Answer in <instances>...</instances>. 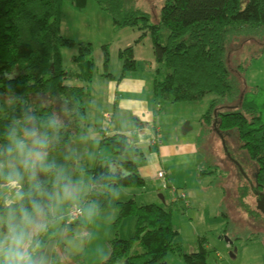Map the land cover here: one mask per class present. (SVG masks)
<instances>
[{"label":"trees","instance_id":"16d2710c","mask_svg":"<svg viewBox=\"0 0 264 264\" xmlns=\"http://www.w3.org/2000/svg\"><path fill=\"white\" fill-rule=\"evenodd\" d=\"M94 1L111 16L115 27L132 26L139 30L135 42L149 33L155 63L152 93L156 100L197 102L213 94L199 117L197 142L213 130L222 134L227 148L225 154L230 155L226 156L239 171L233 159L236 160L245 173L239 171L246 183L238 186V204L248 213L260 214L258 209L249 208L244 197L253 193L252 185L264 190V93L258 86L243 85L237 70L242 65L232 70L226 53L229 42L238 36L264 35V0H163L155 22H150L146 11L128 6L124 0ZM61 2L0 0V95L16 99L11 108L0 112V146L6 148L10 128L14 123L22 124L26 113L36 117L41 132H50L46 128L49 118L59 119L58 139L49 148L48 156L66 145L85 121L83 101L88 93L86 83L93 74L92 47L90 42L76 41L60 33ZM72 2L78 8L85 4V0ZM72 45L77 46L72 61L79 67L78 71L67 70L61 61V47ZM103 50L106 64L105 45ZM118 55L122 63L119 77H123L125 72L135 69L133 45L120 49ZM103 75L111 76L107 72ZM70 77L85 84L66 83ZM230 137L234 138L233 147L228 144ZM100 142L110 144L113 154H121L128 144L123 133L102 137ZM114 162L125 173L112 169ZM215 168L205 171L197 167L198 176ZM87 170L91 177L87 196L96 198L100 206L107 200L106 193H99L102 186L142 187L145 184L144 176L131 159H97ZM53 178V173L39 176L51 192ZM0 182L7 181L0 179ZM22 187L27 203L31 199L27 174ZM174 196L166 205L137 203L133 198L117 201L114 225L132 215L136 218L135 231L128 239L116 234L110 238L107 257L96 264H134V257L139 255L144 256L142 264H149L173 250L177 230L171 223V210L187 205L185 197ZM0 211L6 215V206H1ZM50 218L51 212L47 221ZM63 223L70 229V223L65 219ZM135 241L141 251L130 254ZM206 256L207 249L202 242L197 251L183 254L189 264H205ZM50 264H60L56 255ZM77 264L85 263L80 260Z\"/></svg>","mask_w":264,"mask_h":264},{"label":"rangeland","instance_id":"374dc122","mask_svg":"<svg viewBox=\"0 0 264 264\" xmlns=\"http://www.w3.org/2000/svg\"><path fill=\"white\" fill-rule=\"evenodd\" d=\"M162 2L163 0H124L126 5L146 11L150 22L157 21ZM123 27H115L111 16L98 8L94 0H85L83 8L75 6L72 0L61 2L60 33L76 41L90 42L94 63L92 78L95 79V85L96 78L101 77V73L120 72L122 63L118 55L119 47H124L126 41L137 43L133 42V38L127 33L132 27ZM150 38L147 33L146 38H142L137 45L139 55L143 59L136 61L137 71H140L138 67L142 61L153 63ZM103 45L108 51L106 64ZM76 53V45L61 47L62 65L67 70L78 71L79 67L72 61V55ZM226 58L232 70L242 65L241 69L237 67V70L245 87L258 86L264 93V35H243L231 40L227 46ZM142 73L151 78V84L145 88V93L151 94L153 73ZM66 83L85 84V81L70 77ZM86 85L91 91L93 85L89 82ZM100 92L101 90L93 88V105L89 103V96L84 99L87 112L85 119L87 121V118H90L93 123L99 118L102 127L110 129V123L102 113H112L113 106L109 103L103 105ZM212 97L213 94H207L197 102L176 103L158 99L155 109V121L162 127L163 146H175L178 150L197 143V167L208 171L216 166L211 173L202 175L201 178L195 175V179L191 176L196 163L173 164L167 167L168 176L158 177L156 173L153 175L150 169L146 170L145 163L140 160L141 157L129 138L126 149L121 154H113L110 144L101 143L82 126L85 121L66 145L48 156V160L52 161L57 169L84 188L77 200L50 202L52 207L51 218L47 221L48 227L51 226L55 231L62 226L55 236L59 246L55 255L60 264H77L80 260L85 264L99 263L107 257L108 240L115 234L123 239L133 236L135 216H125L114 225L118 213L117 201L133 198L137 203L155 202L166 205L172 196L183 191L187 193L190 203L184 208H173L170 215L171 223L177 230L173 241L174 249L168 251L161 260L149 264H189L184 260L183 254L197 251L200 242L207 249L205 264H264V215L248 213L237 201L238 186L246 183L245 179L239 175L237 167L226 156L216 131L209 132L197 142L199 117L207 109ZM15 100L14 97L0 95V112L11 108ZM94 110L96 115L92 117ZM182 119L184 123L190 122L189 125L192 126L185 132L180 124H184ZM228 144L233 147L234 138L230 137ZM113 156L137 161L145 184L142 187L102 186L99 193H106L107 200L104 206H100L96 198L87 196L91 186L87 169L93 167L97 159L107 161ZM249 175L251 177V174ZM57 190L53 178L52 192ZM159 194L163 196V200ZM244 201L249 208H256L253 193L247 194ZM77 206L81 207V214L78 218L70 217L67 214L69 209ZM63 219L70 223V229L63 223ZM140 251L141 247L135 241L129 253ZM143 259L144 256L139 255L134 257L133 262L142 264Z\"/></svg>","mask_w":264,"mask_h":264},{"label":"clouds","instance_id":"9594fccd","mask_svg":"<svg viewBox=\"0 0 264 264\" xmlns=\"http://www.w3.org/2000/svg\"><path fill=\"white\" fill-rule=\"evenodd\" d=\"M61 124L56 116L49 118L41 132L34 115L25 114L22 124L14 123L8 132L6 148L0 146V179L13 199L6 205V215L0 216V264H48L41 249L39 235L47 231V219L52 204L77 200L84 188L72 181L53 163L48 162V150L58 139ZM40 173H53L56 192L49 191ZM24 174L30 181L28 196L22 187ZM91 213V209H89Z\"/></svg>","mask_w":264,"mask_h":264},{"label":"crops","instance_id":"0c3cea01","mask_svg":"<svg viewBox=\"0 0 264 264\" xmlns=\"http://www.w3.org/2000/svg\"><path fill=\"white\" fill-rule=\"evenodd\" d=\"M127 33L131 35L133 42H135V39L140 34V31L135 27H132V30H128ZM146 35L143 37V39L146 38ZM141 41L142 39L137 43H133L135 69H133L131 72L127 71L123 77H119L121 73L120 67L119 73L113 74L111 72H107L110 73L112 77L105 76L103 75L104 73H101V77L96 78V85L94 78H91L89 82L91 85H93V87L91 91L88 89V93L84 99L89 96V103L93 105L94 100L92 96V90L94 88L95 90H101L100 93L103 105L109 103L113 106L112 113H106L108 111H103L102 113L103 117L109 121L110 129L109 127L104 129L99 118L93 123L90 118H87V121L85 119V122L82 124V126L86 127V129L92 133V136H96L98 140H101L102 137L109 136L114 133L125 134L132 142L135 151L139 153L141 157L140 160L145 163L144 165L147 168L146 170L148 171L150 169L153 175H155L159 168H163L165 175L168 176L167 167H171L173 164L184 165L188 163H196V166H193L192 168L191 176L192 178H195L196 175L197 178H201L197 173L198 149L196 147V143L184 149L180 148L178 150L175 148V146H163V141L161 139L162 127L155 121V109H157L156 107L159 101L154 98L152 91H150L151 94L145 93V88L151 84V78L142 73L143 71H153L155 66L154 60L152 64L147 61H142L141 65L138 67L140 71L136 70V61L143 60L141 55H139V46H137ZM131 42L126 41L124 47L133 45ZM149 46L152 48V43H149ZM124 47H119V49ZM95 112V110L92 112V117L96 115ZM183 121L184 120L182 119V122ZM180 124L183 126L182 123ZM189 124L190 122H187V125H185V131L192 127H190ZM113 157L114 160H120V157ZM133 161L138 167L139 165L137 164V161ZM111 167L115 171L125 173L124 170L118 166L117 162H114ZM138 168L140 170V167ZM6 184L7 182H0V208L1 206H6L13 199V193L6 187ZM174 190H176V188ZM181 194L184 195L186 204L188 205L190 202L187 197V193L183 191ZM4 215L5 214L0 211V216ZM61 227L62 226H59L54 231L50 226L47 228V231L40 233L38 237L42 245L41 249L38 251H40L46 257L48 264H50L53 255H55L56 249L59 247L55 236Z\"/></svg>","mask_w":264,"mask_h":264},{"label":"water","instance_id":"95a60500","mask_svg":"<svg viewBox=\"0 0 264 264\" xmlns=\"http://www.w3.org/2000/svg\"><path fill=\"white\" fill-rule=\"evenodd\" d=\"M185 125H187V122H185L182 126V131L185 132ZM216 130V129H215ZM217 134L219 135V137L221 138V143L223 145V149L224 151H227V148L225 146V142H224V138L222 136V134L219 132V131H216ZM226 155L227 156H230L228 152H226ZM233 161L235 162V164H237L238 168H239V171L242 172L243 174H245L243 172V169L242 167L239 165V163L233 159ZM252 188H253V193L256 197L255 199V207L256 209H258L262 214H264V192L262 191H259L258 188H255L253 185H252ZM160 198L163 200V196L161 194H159Z\"/></svg>","mask_w":264,"mask_h":264},{"label":"built area","instance_id":"2783aa9c","mask_svg":"<svg viewBox=\"0 0 264 264\" xmlns=\"http://www.w3.org/2000/svg\"><path fill=\"white\" fill-rule=\"evenodd\" d=\"M156 140V139H155ZM156 175L158 176V177H164V175H165V172H164V170H163V168H159L158 170H157V172H156ZM175 191V190H174ZM176 195V194H175ZM182 197H184V195L183 194H180ZM176 196H174V198H175ZM81 207L80 206H77V207H71L70 209H69V211H68V215L70 216V217H72V218H78L79 217V215L81 214Z\"/></svg>","mask_w":264,"mask_h":264},{"label":"flooded vegetation","instance_id":"af4514ba","mask_svg":"<svg viewBox=\"0 0 264 264\" xmlns=\"http://www.w3.org/2000/svg\"><path fill=\"white\" fill-rule=\"evenodd\" d=\"M259 191H262V192H264V190H263V189H259ZM256 197H257V196H255V199H256Z\"/></svg>","mask_w":264,"mask_h":264}]
</instances>
